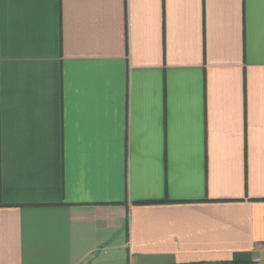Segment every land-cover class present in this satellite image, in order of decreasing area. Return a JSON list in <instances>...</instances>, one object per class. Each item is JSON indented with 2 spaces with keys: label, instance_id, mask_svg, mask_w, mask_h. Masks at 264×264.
<instances>
[{
  "label": "crops",
  "instance_id": "obj_1",
  "mask_svg": "<svg viewBox=\"0 0 264 264\" xmlns=\"http://www.w3.org/2000/svg\"><path fill=\"white\" fill-rule=\"evenodd\" d=\"M0 264H264V0H0Z\"/></svg>",
  "mask_w": 264,
  "mask_h": 264
}]
</instances>
